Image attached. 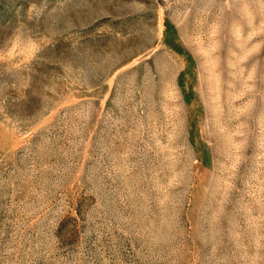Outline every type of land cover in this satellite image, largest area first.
<instances>
[{
    "label": "rangeland",
    "instance_id": "1",
    "mask_svg": "<svg viewBox=\"0 0 264 264\" xmlns=\"http://www.w3.org/2000/svg\"><path fill=\"white\" fill-rule=\"evenodd\" d=\"M0 264H264V0H0Z\"/></svg>",
    "mask_w": 264,
    "mask_h": 264
}]
</instances>
